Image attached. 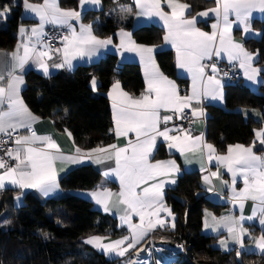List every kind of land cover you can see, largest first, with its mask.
I'll list each match as a JSON object with an SVG mask.
<instances>
[{
	"label": "snow or ice",
	"instance_id": "snow-or-ice-1",
	"mask_svg": "<svg viewBox=\"0 0 264 264\" xmlns=\"http://www.w3.org/2000/svg\"><path fill=\"white\" fill-rule=\"evenodd\" d=\"M100 2L101 0H80L81 6L86 3L99 5ZM166 2L170 11L163 9L162 0H135L140 10L138 15L149 18L155 16L163 22L166 29L164 41L170 43L176 50V67L190 74L192 91L189 95L181 96L175 83L164 76L156 66L154 48L137 44L132 40L131 34L121 30L118 33L121 37L120 47L139 56L145 70L146 88L139 97H133L123 92L117 81L112 85V91L108 95L112 100L115 135L118 138L129 137L130 133H134L136 139L132 141L129 138L125 147H118L116 144L107 147L98 146L92 149L91 153L102 155L93 157L91 153L84 155L79 147L75 148V155L65 156L51 136L36 133L33 125L39 117L33 115L21 99L20 91L24 79L18 73L31 62L48 76L50 65L47 61L54 60L53 52L57 55L62 54L63 59L62 62L54 63L51 67L67 66L71 69L74 59L78 57L91 59L101 48H107L112 44V38H98L93 34L91 25L80 23L83 7L81 11H76L61 8L58 0H43L42 3L24 0L25 10L33 13L38 18L39 24L33 27L30 33L21 27L19 32L22 40L17 44L16 49L10 53H0L7 55L11 61L10 64L0 66V151H3L10 160L15 161V164H9L0 157V190H8V186H11L21 190L35 189L43 196H49L60 189L57 161L79 163L87 158L101 163L105 159L110 160L114 157L115 168L105 171L104 176L109 177L114 174L119 179V193L98 187L90 195L105 212H110L112 207H116L123 213L120 215V220L122 225H127L132 234L131 239L125 236L109 243H102L104 237L94 236L84 242L102 249L105 254L114 253L116 256L124 257L129 249H135L145 235L153 231L157 225L164 226L165 220L160 218V212L172 215L171 210L164 204L165 181L137 191L140 185L147 184L158 176H168L167 183L177 182L176 177L180 173V168L174 160L151 162L157 137H162L168 142L169 149L174 148L181 155L199 151L206 153L209 161L214 158L218 164L224 165L232 176L230 198L234 202H240L241 210L244 207L243 201L250 199L256 202L252 215L247 218L243 215L239 218L231 215L219 218L211 216L209 221L207 217L211 214H206L205 229L216 232L221 227L225 228L230 240L239 245L236 250L239 258L250 251L244 243V237L249 233L242 222L245 219L251 221L257 218L259 212V223L264 226V157L256 155L253 147L241 144L230 145L227 155H217L215 147L205 142L202 136L192 137L190 132L182 128L167 125L174 116L178 119L185 118L177 115L184 113L185 109H191L193 117L203 116V109L193 106V102L199 104L202 98L210 97L213 100L223 101V85L216 78L219 70L215 63L203 64L204 60H212L213 56L221 58L223 54L230 63L239 61L248 80L254 83L260 82L257 77L264 72V69L254 66L256 54L249 53L242 43L235 42L231 33L234 23L242 26L245 34L249 33L252 30L253 12L264 13V0H215V7L197 13L199 17H208L210 13L216 17V23L211 25V33L202 31L196 26V16L190 19L186 17L188 4L179 0H166ZM5 15V12H0V16ZM230 16H234L235 20H230ZM73 20L80 23L79 32L73 27L71 23ZM46 24L68 29L67 34L62 36V48L53 49L50 44H45L42 40ZM206 67H211L212 75H207L205 79ZM91 83L95 90L97 88L95 77L92 78ZM161 111L171 112L173 115L162 116ZM161 123L165 125L163 129L160 127ZM69 137L71 138L70 133ZM255 137L264 144V128L256 130ZM9 143L15 147L4 149L3 145ZM211 176L220 178L218 172H212ZM237 176H240L244 182V187L239 191L234 187ZM203 180L206 185L211 184L209 176H204ZM208 190L213 191L212 188ZM16 200L19 202V195L16 196ZM121 205L124 207L120 208ZM133 216L139 217L140 222L134 223ZM172 227H175L174 223ZM219 243L225 250H229L226 240L222 239ZM254 243L259 253L264 254V234L255 239ZM143 250L138 249L137 259L130 260L128 264H144L138 258L139 252ZM157 264H161V261L158 260Z\"/></svg>",
	"mask_w": 264,
	"mask_h": 264
},
{
	"label": "trees",
	"instance_id": "trees-1",
	"mask_svg": "<svg viewBox=\"0 0 264 264\" xmlns=\"http://www.w3.org/2000/svg\"><path fill=\"white\" fill-rule=\"evenodd\" d=\"M24 0H0V12L8 13L0 18V49H10L16 41L18 26L27 21L21 17L20 6ZM38 3L41 0H30ZM100 11H88L82 20L92 26L101 38L116 39L120 28L131 29L130 20L120 22L114 8L128 5V0H101ZM62 8H75L77 0H59ZM259 40H247V48L259 56L258 64L264 66V21L259 23ZM137 43L152 45L159 41L160 29L143 27L132 31ZM159 68L181 86L185 81L175 77L171 53L155 56ZM99 85L91 88L92 78ZM114 79L121 89L138 96L143 89L139 66L136 63H119L116 56L108 55L98 63L78 66L72 71H61L47 78L29 71L24 74L25 87L22 99L36 116L50 118L59 132L67 130L77 147L89 151L113 141L112 120L105 93ZM258 93L240 83L226 86L223 107H208L205 136L219 152L230 145H248L261 122L244 118L240 108L257 109L264 118V73ZM164 157V153L158 154ZM100 182L99 173L93 167L80 166L71 169L59 179L63 191H91ZM17 190L0 191V264H119L91 250L81 242L89 236L118 237L124 231L115 219L96 211L92 204L75 195L39 201L30 193L22 196L16 206ZM164 203L176 216L175 227L164 233L167 243H184L186 256L171 264H264V255L243 254L237 258L235 252H222L212 245L213 237L202 234L203 209L218 210L217 205L202 195L197 172H185L176 185L167 190ZM47 237V238H45Z\"/></svg>",
	"mask_w": 264,
	"mask_h": 264
},
{
	"label": "crops",
	"instance_id": "crops-1",
	"mask_svg": "<svg viewBox=\"0 0 264 264\" xmlns=\"http://www.w3.org/2000/svg\"><path fill=\"white\" fill-rule=\"evenodd\" d=\"M42 2H43V0H41V2H38V3H42ZM179 2L189 5V8L186 10V17L190 19L193 16H196V18H197L196 26L200 30L208 32V33L212 32L211 25L213 23H216V17L211 13L209 14L208 17H199V16H197V13L205 11L209 8L215 7L216 6L215 0H179ZM31 3H34V2H31ZM58 4H59V0H58ZM82 7H83V12H82V16H83V14L88 12V11H91V12L100 11L102 9V4H101V2L99 5L86 3L83 6H81L80 0H77V6L75 8H63V9H72V10H76V11H81ZM162 7L165 11H170V9H168V7H167L166 0H162ZM114 10H115L114 12L120 13L119 17H120L121 23H126V21L130 20L131 29L127 30L124 28H120L116 32L115 41L112 39V44L108 45L107 48H101L98 51L97 55L93 56L91 59H89L88 57H84V58L78 57L72 61V67H71V69H69L67 66H65L63 68L51 67L52 64L60 63V62H62V59H63L62 54L57 55L55 52H53L52 54L54 56V60L47 61V63L50 65V67H49V73L50 74L48 76H45L43 71L31 62L29 64L25 65V68L23 69V71H20L18 74L23 76V79H24V74L29 72V71H32V72L40 75L41 77L47 78V77L54 75L56 73H59L61 71L70 72L78 66H89V65L96 64L101 59L105 58L106 56L113 55V56L117 57L119 63L130 62V63H136L139 66L140 75H141L142 82H143V89L138 96H133V97H139L145 91V88H146L145 70H144L143 65L140 62L139 56H137L136 53L124 51L120 47L121 37L118 35V33H120L121 30H123L124 32L131 34L132 40H134L136 42V40L134 39V37L132 35L133 30L143 28V27H156V28L160 29V31H161V36H160V39L157 43L152 44V45L140 44L137 42L136 43L139 45H145V46L153 47L154 48V59H155V56L159 53L170 52L171 53V64H172L174 75L176 78L185 81V83H186L185 87L181 86L173 78H170L166 74H164V72H162V70L159 68V66L157 65L156 60H155L156 66L159 68V70L163 73L164 76H166L169 80H171L175 83L177 90L181 96L189 95L192 91V78L188 72L184 71L183 69H179L176 67V50L172 47V45L170 43H166L164 41V36L166 35V29L164 28L163 22L161 20H159L158 17H155V16L149 18V17H146L144 15H138V12L140 10L137 8L135 0H128V5L120 4V5L116 6ZM20 14H21V17L27 21L21 23L18 26L17 31H16V41H15L14 45L10 49H7V50L6 49H0V53L6 54V53H10L16 49L17 44L19 42H21V40H22V38L20 36V32H19L21 27H23L24 29H26L30 33L31 29L33 27H36L39 24L38 18L33 13L25 10L24 1L21 3V6H20ZM8 16H9V14L6 13L5 16H0V18L3 20L5 18H7ZM82 16H81L80 23H83L85 25H90L89 23H86L82 20ZM230 20L234 21L235 17L230 16ZM261 21H264V13H260L258 11L253 12L252 19H251V29L252 30L249 33L245 34L242 30V26L234 23L232 33H231V37L235 42L242 43L246 51H248L249 53L256 54L254 56V66L257 68H260V69H264V66H261L258 64V61H259L258 54L256 52L250 51L245 44V42L247 40L257 41L260 39L261 28H260L259 23ZM71 23H72L73 27L76 29V31L79 32L80 23H77L75 20L71 21ZM48 28L63 29L66 32V34L68 32V29L66 27L59 26V25H53V24H46L44 26V33ZM93 34L96 35L94 33V31H93ZM96 36L98 38H101L98 35H96ZM101 39H106V38H101ZM42 40H43V37H42ZM62 47H63V43L61 44V46L59 48H62ZM21 52H22V49H21ZM209 61H217V62L227 63V64H236L237 68L241 74V80L239 83L241 85L245 86L246 88L252 90V91H257V92L259 91L260 86L263 82L262 73H264V72H261L259 74V76L257 77V79L260 82L254 83L253 81H250L246 78L244 69H242L240 67L239 61H233L230 63L228 61L227 57L222 54L221 58H217V57L213 56L212 60H204V61H202V63L207 65V63ZM10 63H11L10 58L7 55H0V66L10 64ZM205 73H206L205 79L207 78V75H212L211 67H206ZM216 78L219 79L223 85V95L225 98L226 86L229 85L230 83H227L226 81H224L218 75V73L216 74ZM116 82H117V79H114L110 88L105 93V96L108 100L110 117L112 120L111 134H112L113 141L108 145L116 144L118 147H125L128 144L129 138L132 141H135L136 137H135L134 133H130L129 137L121 136L118 138L115 135V125H114V121H113L112 100L109 98L108 94L110 91H112V85ZM5 83H6V79H5ZM90 85H91V88L93 89L92 83ZM98 85H99V82L97 81V87H98ZM24 87H25V80H24V84L21 85L20 96H21V93H22ZM120 88H121V86H120ZM96 89H95V91H96ZM122 91L125 92L124 90H122ZM130 96H132V95H130ZM21 99H22V96H21ZM193 106L197 107V108H202L204 111V115L201 117H198V118L192 116V122H191L190 127L187 129H184V128H182V129L190 132L192 137L202 136L205 142L212 144L211 142L206 140V136H205L206 118L209 116V111L207 108L208 107H223L224 106V99H223V101H220L218 99L213 100L210 97L209 98H202V100L199 104H196L195 102H193ZM5 107H6V105H5ZM186 111L191 112V109H185L184 112H186ZM238 111L241 113V115L244 118H251L253 120H256V121L262 123L261 126L256 130H260V129L264 128V118L262 115L263 113L261 111H259L257 109H250V108H240ZM33 115H35V114H33ZM161 115L163 116V115H173V114L171 112L161 111ZM177 115H180V114H177ZM175 117L176 116H174L172 121L168 122V125H167L168 127H176L174 125ZM160 127H161V129H163L165 127V125L163 123H161ZM33 128L38 135H49V136H51L52 139L59 145L63 155L72 156V155L76 154L75 148L77 146L75 145V143L72 139V136H71V138L69 137L68 131H65V132L57 131L50 118L42 119L39 117V120L36 123H34ZM172 134H176V133H172ZM108 145H105L103 147H107ZM234 145H236V144H234ZM244 146L253 147V151L256 155L264 157V144L260 143V141L256 139L255 132H254V138H253L252 142L250 144L244 145ZM215 149H216L217 155H227L228 154V148L224 152H219L216 147H215ZM161 152L164 153V157L158 156V154H160ZM82 153L84 155H87V154L91 153V150L82 151ZM91 155L93 157H95L97 155H102V154L91 153ZM168 160H174L176 162V165L180 168V173L178 174L176 179H178L185 172H197L198 173L199 183H200V186L202 188V195L208 201L217 205V207H218L217 212L213 211L211 209H207V208L203 209L201 232L203 235L210 236V237H213L215 239V241L212 245L214 248L219 249L222 252H228V251L233 250L235 252V255H236V250L239 248V245L230 240L229 234L225 228L221 227L216 232L211 231V229H205L204 221L206 218V214H211L210 216L207 217L209 219V221L211 220V216H216L217 218H219L221 216H230L231 215V216H234L236 218H239L241 215H243L245 218H247L248 216L252 215L253 206L256 202H254L250 199L243 201L244 207L241 210V208L239 207L240 202H238V201L234 202L230 198L231 197L230 186H233L232 185V176L227 171V168L224 165L218 164L214 158L211 161H209L207 159L206 153H201L199 151H197V152H186L184 155H181L176 149H174V148L169 149L168 142L164 141V139L162 137H157L156 148L154 149L153 155L151 157V162L155 163L157 161H168ZM13 164H15V161H13ZM87 165L93 167V169H95L100 175L99 184L96 186V188L94 190H91V191H63L60 188L57 192L50 194L49 196H43L39 191H37L35 189L21 190L19 188H13L11 186H8V189L18 191L19 194H17V195L20 196L19 202L16 200L17 195L14 198V201L17 204H21L22 196L25 193L32 194L35 198H37L41 202H43L47 199L58 198V197H61L64 195H75V196H78L80 198H83V199L89 201L96 211H98L101 214L108 216L112 219H115L118 227H120L124 231V235L118 236V237L100 236V237L105 238L102 241V243H109L111 241L121 239L125 236H128L131 239L132 234L129 232L127 225L126 224L122 225L121 220H120V215H122L123 213L118 211L116 207H112L110 212H105L103 210V207L101 205H98L95 202V200L92 198V196L90 195V193H92L93 191H96L98 187L101 189L102 188H108L113 193H119V191H120L119 179L114 174L109 176V177L104 176L105 171H109L110 169L115 168L114 157L110 160L105 159L101 163H96V162H94V160L87 159V158L83 159L79 163L57 161L56 162V168L58 171V181L62 176H64L71 169H74V168L80 167V166H87ZM212 172H218L220 174V178L212 177L211 176ZM206 175L210 177L211 184L206 185L204 183L203 177ZM168 180H169L168 176H158L155 180H151V181H148L147 184L140 185V187L137 189V191H140L144 187H148L151 184L159 183L160 181H165L166 182L165 183V189H164V195H165L166 191L173 188L177 183V182L175 184L167 183ZM234 187L236 188L237 191H239L240 189H242L244 187L243 179L240 176H237L236 183H235ZM209 188H212L213 191H209L208 190ZM0 191H2V190H0ZM114 199H115V197H114ZM119 207L123 208L124 206L121 205ZM166 207L168 209H170L169 206L166 205ZM171 213H172V215H168L167 212H163V211L160 212V214H159L160 218L165 220L164 226L161 227L160 225H157L153 231H150L147 233V235H145L144 239L141 240L140 243L136 245L135 249H129V251L125 254L124 257L116 256L114 253L105 254L102 249H100L98 247H94L91 244H86L84 242L85 240H87L91 237H94V236H89V237L83 238L81 240V242L84 246L90 248L91 250H94V251L104 255V257L108 260H116L117 263H119V264H128V262L133 257V253L139 247L144 245L146 242H149L152 240L153 242H166L167 243L168 238L166 237V235L164 233L172 231L174 229L172 227V224L173 223L175 224V221H176L175 214L172 211H171ZM258 217H259V212H257V218H254L251 221L245 219L242 222L244 227L246 228L247 232L249 233L248 236L244 237V243H245V246L248 249H250V251L246 252L244 254H254V255H260V256L264 255V254L259 253V251L255 248V243H254L255 239L259 238L262 234H264V226L260 225ZM132 219H133L134 223L140 222L139 217H137V216H133ZM153 220H154V218H153ZM222 239L226 240L228 242V249L229 250H225L223 247L220 246L219 241ZM124 246H126V244ZM124 246H122V247H124ZM236 257H237V255H236ZM139 260L143 261V259H139ZM146 262L149 264L152 263L151 260H148ZM144 264H145V262H144Z\"/></svg>",
	"mask_w": 264,
	"mask_h": 264
},
{
	"label": "built area",
	"instance_id": "built-area-1",
	"mask_svg": "<svg viewBox=\"0 0 264 264\" xmlns=\"http://www.w3.org/2000/svg\"><path fill=\"white\" fill-rule=\"evenodd\" d=\"M66 34L63 29H55V28H48L45 31V35L43 37V41L45 44H50L53 49L59 48L62 44V36ZM215 63L218 68V75L227 83L236 84L239 83L241 80V74L237 68L236 64H227L221 63L217 61H209L207 65H211ZM227 73V75H225ZM180 116H184L185 118L178 119L175 117L174 125L178 128L187 129L190 127L192 122V115L190 111H186ZM4 149L8 147H15V145L9 143L3 145ZM0 157L8 161L9 164H13V161L10 160L3 151H0ZM177 245H182V247H177ZM138 249H144L141 251V255L143 257V261L145 264H149L146 261L151 260L152 263L150 264H157V261L160 260L161 264H171L176 261L179 257L186 256V248L184 243L176 242L173 244H169L166 242H153L152 240L146 242L144 245L139 247ZM137 249V250H138ZM162 249L163 251H157ZM137 250L133 253V259L136 258L134 255Z\"/></svg>",
	"mask_w": 264,
	"mask_h": 264
},
{
	"label": "rangeland",
	"instance_id": "rangeland-1",
	"mask_svg": "<svg viewBox=\"0 0 264 264\" xmlns=\"http://www.w3.org/2000/svg\"><path fill=\"white\" fill-rule=\"evenodd\" d=\"M115 9V8H114ZM254 92H256V93H258L257 91H254ZM18 204L16 203V206H17ZM7 222H3V221H1L0 222V225H2V224H6ZM142 253V252H141ZM139 259H143V257H138ZM132 259H133V257H132ZM131 259V260H132ZM134 260V259H133Z\"/></svg>",
	"mask_w": 264,
	"mask_h": 264
},
{
	"label": "bare ground",
	"instance_id": "bare-ground-1",
	"mask_svg": "<svg viewBox=\"0 0 264 264\" xmlns=\"http://www.w3.org/2000/svg\"><path fill=\"white\" fill-rule=\"evenodd\" d=\"M134 255L136 256V258L134 260H136L137 259V252ZM139 257H142L141 251L139 252Z\"/></svg>",
	"mask_w": 264,
	"mask_h": 264
}]
</instances>
